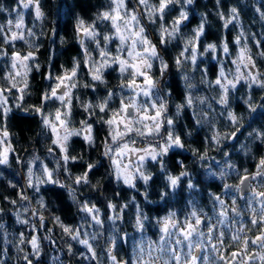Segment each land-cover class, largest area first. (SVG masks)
Returning <instances> with one entry per match:
<instances>
[{"label":"clouds","instance_id":"clouds-1","mask_svg":"<svg viewBox=\"0 0 264 264\" xmlns=\"http://www.w3.org/2000/svg\"><path fill=\"white\" fill-rule=\"evenodd\" d=\"M0 197V264H264V0H0Z\"/></svg>","mask_w":264,"mask_h":264},{"label":"trees","instance_id":"trees-1","mask_svg":"<svg viewBox=\"0 0 264 264\" xmlns=\"http://www.w3.org/2000/svg\"><path fill=\"white\" fill-rule=\"evenodd\" d=\"M210 2H211V0H210ZM84 10H85V12H87V10H88V8H90L91 7V5L89 4V5H87V6H85V5H80ZM199 6V5H198ZM194 22H195V20H194ZM229 38H230V34H229ZM14 194V193H13ZM0 199H2V197H0ZM9 220H11V218L9 217Z\"/></svg>","mask_w":264,"mask_h":264}]
</instances>
